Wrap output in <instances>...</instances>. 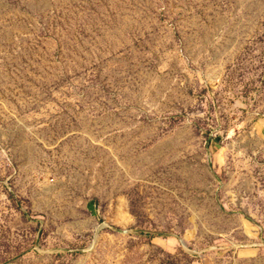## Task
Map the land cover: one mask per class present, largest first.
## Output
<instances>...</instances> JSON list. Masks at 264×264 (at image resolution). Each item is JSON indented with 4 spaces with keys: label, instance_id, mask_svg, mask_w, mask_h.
I'll list each match as a JSON object with an SVG mask.
<instances>
[{
    "label": "rangeland",
    "instance_id": "374dc122",
    "mask_svg": "<svg viewBox=\"0 0 264 264\" xmlns=\"http://www.w3.org/2000/svg\"><path fill=\"white\" fill-rule=\"evenodd\" d=\"M0 264H264V0H0Z\"/></svg>",
    "mask_w": 264,
    "mask_h": 264
}]
</instances>
